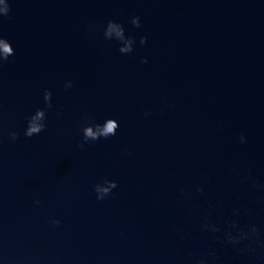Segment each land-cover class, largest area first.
I'll return each instance as SVG.
<instances>
[{"label":"water","instance_id":"obj_1","mask_svg":"<svg viewBox=\"0 0 264 264\" xmlns=\"http://www.w3.org/2000/svg\"><path fill=\"white\" fill-rule=\"evenodd\" d=\"M8 3L0 264H195L209 253L214 264H264V0ZM109 19L135 38L131 53L104 39ZM45 89L46 128L25 137ZM107 118L116 134L78 147L84 123ZM103 178L117 187L97 200ZM205 215L222 231H203ZM229 220L260 230L251 253L219 242Z\"/></svg>","mask_w":264,"mask_h":264},{"label":"clouds","instance_id":"obj_2","mask_svg":"<svg viewBox=\"0 0 264 264\" xmlns=\"http://www.w3.org/2000/svg\"><path fill=\"white\" fill-rule=\"evenodd\" d=\"M10 11L8 0H6L5 6L3 9H0V16L7 17ZM10 18V17H9ZM131 24L139 28L140 27V19L137 16L131 17ZM114 34V36H113ZM103 37L105 40H116L119 43L118 51L121 54H128L133 51V45L135 43V38L131 35H125L124 26L119 23L109 19L103 29ZM147 41V37L141 36L139 43L140 45H144ZM15 51L12 48L10 42L5 39L3 36H0V67L3 66L5 62L8 61L10 56H14ZM142 64L147 63V58H141L140 61ZM64 87L71 88L73 87L71 81H65ZM52 93L50 90L45 89L43 92V102L44 106L42 108H37L30 116L26 118V127L24 129L23 135L25 137H32L34 135H39L46 128L45 120L47 118V111L52 108ZM165 99V98H162ZM150 113L145 112L144 115L147 116ZM60 113L57 112V116ZM119 124L113 118H107L104 120L102 124L100 123H92L90 119L84 123L81 128L82 139L83 142L78 144V147L83 148L84 144L87 142H94L100 138L107 139L110 136H114L116 134V130L118 129ZM8 137L11 141H16L20 138V133L17 131H9ZM239 143H246L245 135L241 134L238 137ZM2 142V141H0ZM131 153H128L130 155ZM245 179L253 188L258 187L255 182L254 177L250 174L245 176ZM205 182H201L200 185L196 186L197 192H203L204 187L203 184ZM117 187V183L114 180H108L107 178H103L102 182H97L93 186V190L96 193L97 200H103L110 194H112V190ZM181 194L185 197L190 194L185 192L183 188L180 189ZM36 204H40L39 200L34 201ZM239 214L237 209L233 210L232 215L236 216ZM201 229L210 234H215L221 232V227L217 224H214L209 220L208 216L205 215L202 218ZM49 223L53 226L59 225V220H50ZM260 238V230L256 227L255 224H250L247 226V229L241 228L239 223L236 220H229L226 222L223 228V239L219 242L222 244L232 245L233 247H239L240 251H244L245 248L248 249L249 253L253 251L251 245L255 242H258ZM215 255L209 253L207 257H200L195 261V264H214Z\"/></svg>","mask_w":264,"mask_h":264}]
</instances>
